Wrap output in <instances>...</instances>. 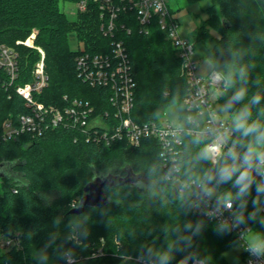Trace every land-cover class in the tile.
Wrapping results in <instances>:
<instances>
[{"label": "trees", "instance_id": "trees-1", "mask_svg": "<svg viewBox=\"0 0 264 264\" xmlns=\"http://www.w3.org/2000/svg\"><path fill=\"white\" fill-rule=\"evenodd\" d=\"M61 1L78 0H0V46L15 47L18 52L17 76L13 80L9 71L0 67V232L19 233L21 238L20 244L4 252L0 248V264H37L34 257L44 248L50 234H55L56 245H60L69 235L70 223L74 232L80 222H85L89 235L85 247L75 249L77 264H133L137 249L159 235V226L168 219L164 210L129 187L125 179L126 184L105 187L110 199L107 204L87 206L81 213L71 209L80 205L84 187L95 176L129 178L132 172L139 173L140 165L160 144L155 138H148L139 146L124 140L102 145L86 140L82 133L69 127L49 129L43 135L23 133L5 139L4 123H17L19 116L30 110L17 87L33 81V69L40 59V52L22 41L37 31L35 45L45 51L49 76L39 97L48 104L63 106L67 103L65 96L78 97L90 100L97 110H112L106 89L79 78L76 56L82 51L110 52L115 41H123L131 58L137 81L132 116L137 122L158 121L153 114L164 104L165 97L174 91L185 96L189 87L180 57L156 21L146 30L134 8L122 7L112 31L107 32L111 16H102L96 1L90 0L85 10H77L75 19L68 17ZM186 1L199 3L206 13L193 33L207 45L209 60L222 61L229 48L247 49L255 65L250 91L264 93V0ZM72 33L82 44L77 50L70 47ZM257 77L261 82L259 88L254 86ZM224 99L218 98V104ZM261 104L264 105V99ZM51 193L53 197L48 199ZM196 218L193 215L182 219ZM150 228L153 234L147 235ZM236 239L235 232L216 235L209 224L196 244L202 254L212 257L211 263L224 264V251ZM161 241L162 237L157 243ZM64 247L72 244L65 243ZM100 248L103 253L96 254ZM47 253L49 263L62 261L53 248H48Z\"/></svg>", "mask_w": 264, "mask_h": 264}, {"label": "clouds", "instance_id": "clouds-1", "mask_svg": "<svg viewBox=\"0 0 264 264\" xmlns=\"http://www.w3.org/2000/svg\"><path fill=\"white\" fill-rule=\"evenodd\" d=\"M251 55L229 48L222 61L206 62L212 95L226 97L223 103H209L207 92L199 90L192 97L174 91L154 112L163 121L160 147L139 173L130 174L129 187L168 219L159 235L137 249L133 264H211L212 257L196 244L209 224L221 237L236 232L233 247L248 253L249 264H264V93L250 91ZM260 85L257 77L254 86ZM193 215L194 220L182 219ZM71 227L60 245L55 234L48 236L34 257L37 264H47L50 247L63 264H77L75 249L85 247L89 231L85 222L77 223L74 232ZM69 242L72 247H64Z\"/></svg>", "mask_w": 264, "mask_h": 264}, {"label": "built area", "instance_id": "built-area-1", "mask_svg": "<svg viewBox=\"0 0 264 264\" xmlns=\"http://www.w3.org/2000/svg\"><path fill=\"white\" fill-rule=\"evenodd\" d=\"M90 0H78L76 10H85ZM99 4L102 16L109 13L110 21L106 31H112L114 19L123 7L134 8L139 23L148 30L153 22H157L166 37L170 39L181 59V70L188 84L186 97L207 92L209 103L218 104V97L212 95L207 74H200L197 62L193 59L195 44L183 38L179 33V21L171 13L169 0H122V4L114 0H92ZM36 31L23 44L34 47L40 52V59L33 69V81L20 85L17 91L30 109L19 116L18 122L7 120L4 123V138L12 139L23 133L43 135L49 129L69 127L82 133L86 140L97 144L111 145L117 141H127L139 146L145 139L155 138L160 144L158 128L163 121L139 123L132 116L137 81L133 75L131 58L123 41L113 42L110 52L95 53L82 51L76 56V67L79 78L92 86L107 90V98L112 110H97L90 100L83 98L67 99L63 106L48 104L40 99L44 88L48 85L49 76L46 71L45 51L35 45ZM0 67H5L13 80L17 76L18 52L15 47L0 46ZM76 205L74 204V207ZM253 227L252 224L249 225ZM254 228V227H253ZM236 233V232H235ZM19 233L5 235L0 240V248L6 251L20 244ZM100 248L96 254H102ZM241 264H249L250 257L242 251ZM55 264H63L58 261ZM215 264V263H211Z\"/></svg>", "mask_w": 264, "mask_h": 264}, {"label": "rangeland", "instance_id": "rangeland-1", "mask_svg": "<svg viewBox=\"0 0 264 264\" xmlns=\"http://www.w3.org/2000/svg\"><path fill=\"white\" fill-rule=\"evenodd\" d=\"M202 3H204V6L207 5V1H204ZM76 7L77 5L72 1H61V8L66 12L70 19L76 18ZM169 7L173 12L174 16L179 21L180 35L183 38L188 39L191 43L195 44L193 59L198 64L199 73L207 74L208 68L206 62L209 61V58L207 57L208 47L202 41L197 40L193 33V29L202 19L206 17V13L201 9L199 3L190 4L186 0H169ZM70 47L72 50H77L82 47V44L78 42L75 33H72L70 35ZM47 197L48 199H51L53 197L52 193L48 194ZM5 235V233L0 232V240ZM242 251V249H238L233 246L229 247L227 250L224 251V264H241L243 261ZM2 252L4 251L2 250ZM47 255V264H51L49 263V254L47 253Z\"/></svg>", "mask_w": 264, "mask_h": 264}, {"label": "water", "instance_id": "water-1", "mask_svg": "<svg viewBox=\"0 0 264 264\" xmlns=\"http://www.w3.org/2000/svg\"><path fill=\"white\" fill-rule=\"evenodd\" d=\"M129 181L128 176L125 178L107 175L103 178L95 176L87 185L84 187V194L80 198V203L83 201V207H75L71 209L73 213H81L85 210V207L91 206H103L107 204L110 199L105 192L106 186H113L117 184H126Z\"/></svg>", "mask_w": 264, "mask_h": 264}]
</instances>
